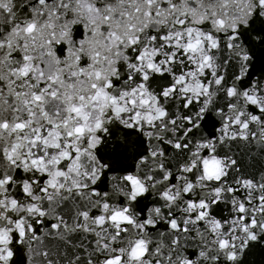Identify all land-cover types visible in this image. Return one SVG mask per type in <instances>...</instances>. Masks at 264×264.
Listing matches in <instances>:
<instances>
[{"label":"snow or ice","instance_id":"6c2138e0","mask_svg":"<svg viewBox=\"0 0 264 264\" xmlns=\"http://www.w3.org/2000/svg\"><path fill=\"white\" fill-rule=\"evenodd\" d=\"M0 264H264V0H0Z\"/></svg>","mask_w":264,"mask_h":264}]
</instances>
